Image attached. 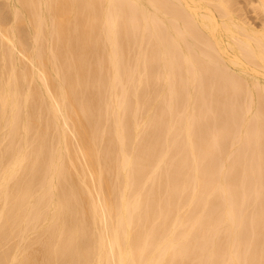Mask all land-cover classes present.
Masks as SVG:
<instances>
[{
  "label": "bare ground",
  "instance_id": "1",
  "mask_svg": "<svg viewBox=\"0 0 264 264\" xmlns=\"http://www.w3.org/2000/svg\"><path fill=\"white\" fill-rule=\"evenodd\" d=\"M16 1L0 264H264V23L232 0Z\"/></svg>",
  "mask_w": 264,
  "mask_h": 264
},
{
  "label": "rangeland",
  "instance_id": "2",
  "mask_svg": "<svg viewBox=\"0 0 264 264\" xmlns=\"http://www.w3.org/2000/svg\"><path fill=\"white\" fill-rule=\"evenodd\" d=\"M258 1L259 0H235V1L232 0L234 4L233 6H235V8L233 7L234 9L233 8L232 9L236 11V12L234 11L236 15L237 16L239 15L241 19L243 18L244 20H246L245 22L251 24V26L255 27L256 29L262 28L263 23H264L263 11L257 6V4H259L257 3ZM13 2L16 3L17 1L13 0ZM232 2L230 3L231 5H232ZM262 80H263L262 82L264 83V77H262Z\"/></svg>",
  "mask_w": 264,
  "mask_h": 264
}]
</instances>
